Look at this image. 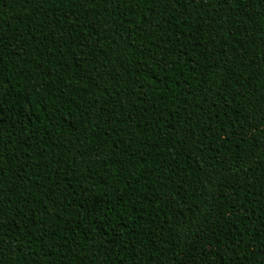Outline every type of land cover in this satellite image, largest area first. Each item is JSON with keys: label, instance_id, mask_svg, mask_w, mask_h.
<instances>
[{"label": "trees", "instance_id": "16d2710c", "mask_svg": "<svg viewBox=\"0 0 264 264\" xmlns=\"http://www.w3.org/2000/svg\"><path fill=\"white\" fill-rule=\"evenodd\" d=\"M0 264H264V0H0Z\"/></svg>", "mask_w": 264, "mask_h": 264}]
</instances>
